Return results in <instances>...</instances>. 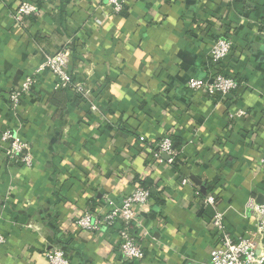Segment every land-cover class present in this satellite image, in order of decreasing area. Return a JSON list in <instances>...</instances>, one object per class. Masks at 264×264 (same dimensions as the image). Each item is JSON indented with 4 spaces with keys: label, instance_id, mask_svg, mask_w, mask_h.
Listing matches in <instances>:
<instances>
[{
    "label": "crops",
    "instance_id": "0c3cea01",
    "mask_svg": "<svg viewBox=\"0 0 264 264\" xmlns=\"http://www.w3.org/2000/svg\"><path fill=\"white\" fill-rule=\"evenodd\" d=\"M19 1L0 0V131L29 144L33 165L0 152V264H48L54 247L71 264H209L215 209L234 238L253 227L245 205L264 202V0H126L119 13L108 0H30L38 14L16 26ZM217 36L231 40L220 68L238 83L226 97L185 85L208 75ZM67 47L87 99L41 70L13 108L6 94ZM165 136L172 164L150 151ZM146 180L153 196L136 217L143 257L128 262L114 230L76 221L85 211L100 218ZM207 193L215 206H203Z\"/></svg>",
    "mask_w": 264,
    "mask_h": 264
},
{
    "label": "built area",
    "instance_id": "2783aa9c",
    "mask_svg": "<svg viewBox=\"0 0 264 264\" xmlns=\"http://www.w3.org/2000/svg\"><path fill=\"white\" fill-rule=\"evenodd\" d=\"M126 0H108V4L115 13L123 9ZM38 6L30 0H20L10 13L14 25H25L28 18L37 15ZM231 40L222 36L213 39L209 50V73L206 77H190L185 82L187 89L193 92L203 91L211 97H226L232 95L238 87L237 81L221 70L220 64L231 51ZM71 59L70 49L63 48L47 55L42 66L34 73L25 75L17 89L6 94L8 103L17 108L18 105L30 95L34 88L38 73L47 70L56 79V88H66L76 93L81 98L87 99L88 91L83 83L75 81L68 70ZM0 88V94H2ZM91 111H96V105L91 104ZM245 111L239 110L235 117H240ZM139 141L145 138L139 136ZM157 163L172 164L177 157V151L172 139L168 136L157 141L150 150ZM0 152L6 161L15 165L30 167L33 165V153L29 144L19 138L15 131L4 129L0 131ZM163 156H166L165 159ZM183 184L188 183L182 179ZM151 192L148 188L136 186L132 192L124 196L120 204L109 210L100 218L95 217L90 211H85L76 221V224L84 230L92 231L99 225L116 232L117 250L121 259L132 262L143 257V250L136 237L137 209L149 204ZM213 193H207L203 206H215ZM246 210L254 218L253 227L246 229L242 236L234 238L224 223V212L215 209L211 219V234L216 244L210 251L209 264H264V250L262 240L264 238V202H258L250 198ZM4 235L0 232V246L4 244ZM44 256L48 264H71L62 248H49L44 250Z\"/></svg>",
    "mask_w": 264,
    "mask_h": 264
},
{
    "label": "trees",
    "instance_id": "16d2710c",
    "mask_svg": "<svg viewBox=\"0 0 264 264\" xmlns=\"http://www.w3.org/2000/svg\"><path fill=\"white\" fill-rule=\"evenodd\" d=\"M150 184H151V181L146 180V181H142L139 185L143 188H148L151 192V197H152L153 196V192H152L153 190L151 189Z\"/></svg>",
    "mask_w": 264,
    "mask_h": 264
}]
</instances>
